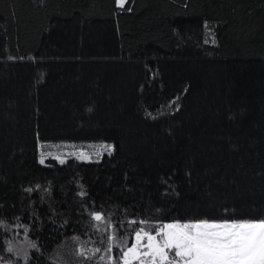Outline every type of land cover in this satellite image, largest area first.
<instances>
[{"label": "trees", "instance_id": "1", "mask_svg": "<svg viewBox=\"0 0 264 264\" xmlns=\"http://www.w3.org/2000/svg\"><path fill=\"white\" fill-rule=\"evenodd\" d=\"M251 220L264 0H0V264H123L141 228Z\"/></svg>", "mask_w": 264, "mask_h": 264}, {"label": "snow or ice", "instance_id": "2", "mask_svg": "<svg viewBox=\"0 0 264 264\" xmlns=\"http://www.w3.org/2000/svg\"><path fill=\"white\" fill-rule=\"evenodd\" d=\"M92 216L103 220L100 213ZM155 231L151 235L141 228L135 233L137 243L123 253V264H130V259L140 264H264V220L177 222ZM145 238L147 243H141Z\"/></svg>", "mask_w": 264, "mask_h": 264}, {"label": "rangeland", "instance_id": "3", "mask_svg": "<svg viewBox=\"0 0 264 264\" xmlns=\"http://www.w3.org/2000/svg\"><path fill=\"white\" fill-rule=\"evenodd\" d=\"M109 150L110 148L108 146H105V145L94 146L92 144L88 145L87 147H83V146L75 147V146H64V145L58 146L57 145V146H45V147H41L40 149L42 159L46 160L48 158H54V159L59 160L60 164H63L65 160L71 157L77 158L85 162H92V161H95L96 159H99L105 152ZM44 160L42 164H45ZM180 224H184V223H180ZM163 226L164 225H161L156 229H159ZM145 232H149L151 235H156V231L152 233L151 230L150 231L145 230ZM157 239L159 240L160 237L157 236ZM136 243L137 241L135 237L134 244ZM141 243L146 244L147 239L145 238ZM141 250L143 251L144 249H141ZM130 264H140V260L130 259Z\"/></svg>", "mask_w": 264, "mask_h": 264}]
</instances>
